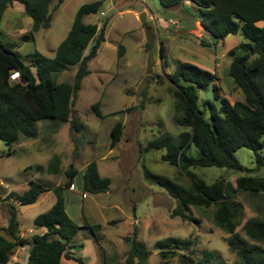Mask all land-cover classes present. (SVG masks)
<instances>
[{"label": "rangeland", "instance_id": "obj_1", "mask_svg": "<svg viewBox=\"0 0 264 264\" xmlns=\"http://www.w3.org/2000/svg\"><path fill=\"white\" fill-rule=\"evenodd\" d=\"M92 1L97 0H52L51 26L35 32L34 40L22 39L30 31L32 20L22 12L23 5L15 2L5 12L1 37L13 44L27 63L35 51L52 58L70 31L79 7ZM102 1L98 13L84 17L85 22L97 23L99 27L108 21L106 40L89 62L90 73L84 78L73 106L74 115L84 127L75 131L69 122L46 119L36 123V137L21 138L11 145V151L0 140V228L7 225L10 209L15 206L21 235L30 237L38 231L34 220L54 204L53 189L28 205H19L9 194L23 193L31 181L63 185L65 172L73 165L78 174L73 190L70 187L64 192L67 212L79 225H102L96 232L81 228L72 240L84 243L72 252L82 257L85 264H124L133 239L151 251L145 264H180L178 255L163 261L155 248L156 242L167 237L189 240L187 250L182 252L193 255L196 264L202 261L206 250L219 253L228 264H235L237 256L227 243L229 233L214 221L215 206L191 207L190 219L173 214L177 199L150 175H165L186 186L190 181L178 167L162 159L165 149L147 146L149 141L165 135L177 139L185 130L175 120V98L168 75L178 61L216 73L223 95L231 102L243 100V92L232 81L228 69L231 51L247 38L240 31L214 40L197 20V9L191 2L165 7L160 0ZM143 12L147 13L145 22L140 17ZM161 42L164 57L160 54ZM121 45L124 51L119 56ZM88 51L89 48L85 54ZM76 71L77 66H71L56 78L72 83ZM199 94L201 99H215L211 85L200 89ZM118 121L123 123V131L112 147L111 132ZM54 155L60 157L57 173L48 169ZM236 156L244 170L218 166L194 170L209 183L221 178L235 187L242 175L264 177V167L258 168L253 150L238 148ZM91 162H96L101 176L111 179L108 191L93 194L83 190V173ZM233 198L243 206L237 231L249 239L242 226L250 218L264 219V194L238 190ZM96 234L101 236L98 241ZM16 253L14 250L12 259ZM26 254H20L23 261ZM63 264L78 263L63 258ZM207 264H214V260Z\"/></svg>", "mask_w": 264, "mask_h": 264}, {"label": "trees", "instance_id": "obj_2", "mask_svg": "<svg viewBox=\"0 0 264 264\" xmlns=\"http://www.w3.org/2000/svg\"><path fill=\"white\" fill-rule=\"evenodd\" d=\"M52 0H0V140L10 146L21 138L38 135L37 122L59 120L69 122L71 129L80 131L84 124L74 115V102L84 78L90 73L89 62L95 58L106 40L108 21L102 27L85 22L84 17L98 13L103 1L85 3L79 7L67 36L58 45L55 56L50 58L35 51L30 62L24 61L14 45L2 39V21L6 10L15 2L23 5L24 13L32 19L29 32L22 39L34 40V33L51 26ZM191 2L197 20L214 38L223 40L242 31L247 38L231 51L233 55L228 74L242 90L243 100L231 102L222 93L216 73L187 61H178L172 73L171 92L175 98V120L184 127L179 137L161 136L149 141L147 148L165 149L162 159L180 169L190 181L188 186L165 175H150L178 204L174 215L190 219L191 207L215 206L216 225L229 233L227 243L237 259L235 264H264V219L250 218L242 226L245 238L237 231L241 224L243 206L234 200L238 190L264 194V177L242 175L237 178V187L225 179L209 183L194 169L206 166L244 170L236 156V150L246 147L255 152L258 168L264 167V0H160L165 7H174ZM89 48L87 54L85 51ZM124 51L121 45L120 56ZM239 51V52H237ZM160 54L164 57L163 43ZM71 66H77L74 81L59 82L56 75ZM35 69V71H34ZM14 73L19 77L12 78ZM212 86L215 101L201 99L199 90ZM99 102L95 104L98 108ZM131 109V108H129ZM128 109V110H129ZM123 131L118 121L112 129L113 147ZM194 150V152H193ZM60 157L54 155L48 169L57 173ZM63 185L31 181L23 193L12 191L9 196L19 205L36 203L40 196L53 189L56 201L52 207L34 220L35 226L46 228L43 234L31 237L21 235L18 210L12 206L8 223L0 228V264H9L18 247L29 246L26 264H62L63 258L85 264L82 257L72 252L84 243H73L81 228L92 232L101 229V224H77L68 214L64 192L73 186L78 169L71 165L66 170ZM149 176V173H146ZM111 179L101 176L96 162L88 163L83 173V190L101 193L109 190ZM96 234V240H100ZM131 240V239H128ZM189 240L167 237L155 243L163 261L179 256L180 264H196L187 250ZM151 251L133 239L124 264H145ZM228 264L219 253L206 250L202 261L207 264ZM196 262V263H195Z\"/></svg>", "mask_w": 264, "mask_h": 264}, {"label": "crops", "instance_id": "obj_3", "mask_svg": "<svg viewBox=\"0 0 264 264\" xmlns=\"http://www.w3.org/2000/svg\"><path fill=\"white\" fill-rule=\"evenodd\" d=\"M180 6V5H179ZM21 10H22V12H23V7H21ZM146 17H147V13H146ZM31 19V18H30ZM32 20V19H31ZM70 189V188H69ZM70 190H73V188L72 189H70ZM50 192H53V191H47V192H45V193H43L41 196H40V198L43 196V195H45L46 193H50ZM56 197V196H55ZM39 198V199H40ZM55 201H56V198H55ZM55 201H54V203H55ZM46 231V228H39V230L38 231H36L35 230V233H39V234H43L44 232ZM34 233V234H35ZM23 236H26V237H29V236H27V235H23ZM31 237V236H30ZM15 250H17V253H16V256H15V258L14 259H12V257H11V261H10V263L9 264H26V262H27V257H28V251H29V246L27 245V246H24V247H18V248H16ZM22 252H26L27 254H26V258H25V260L23 261V258L22 257H20V254H22ZM19 254V255H18ZM62 264H63V260H62Z\"/></svg>", "mask_w": 264, "mask_h": 264}, {"label": "water", "instance_id": "obj_4", "mask_svg": "<svg viewBox=\"0 0 264 264\" xmlns=\"http://www.w3.org/2000/svg\"><path fill=\"white\" fill-rule=\"evenodd\" d=\"M140 17H141L142 21L145 22V20H146V12L141 13Z\"/></svg>", "mask_w": 264, "mask_h": 264}, {"label": "built area", "instance_id": "obj_5", "mask_svg": "<svg viewBox=\"0 0 264 264\" xmlns=\"http://www.w3.org/2000/svg\"><path fill=\"white\" fill-rule=\"evenodd\" d=\"M173 23H174V22H173ZM12 77H14L15 79L18 78V77H19V73H14V74L12 75ZM71 188H73V186H72Z\"/></svg>", "mask_w": 264, "mask_h": 264}]
</instances>
